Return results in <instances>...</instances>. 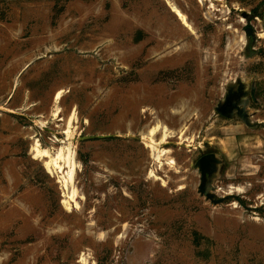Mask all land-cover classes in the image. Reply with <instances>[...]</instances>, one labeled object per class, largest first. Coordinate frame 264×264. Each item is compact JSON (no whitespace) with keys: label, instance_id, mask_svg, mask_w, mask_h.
Masks as SVG:
<instances>
[{"label":"rangeland","instance_id":"obj_1","mask_svg":"<svg viewBox=\"0 0 264 264\" xmlns=\"http://www.w3.org/2000/svg\"><path fill=\"white\" fill-rule=\"evenodd\" d=\"M263 35L264 0H0V264H264Z\"/></svg>","mask_w":264,"mask_h":264},{"label":"bare ground","instance_id":"obj_2","mask_svg":"<svg viewBox=\"0 0 264 264\" xmlns=\"http://www.w3.org/2000/svg\"><path fill=\"white\" fill-rule=\"evenodd\" d=\"M171 11L182 22V24L186 23L185 16L181 13V11H179L178 9H176L174 6L171 7ZM185 26H186V24H185ZM60 93L61 92L56 93L55 100H57V99L60 98ZM56 113H58V112H56ZM68 125H69L68 127L70 129V124H68ZM69 129L65 130V132H64V134H65L64 145L62 147H60L56 151V153H54V154H50L49 151H47L45 149H40L39 142L37 140L35 141L34 146H33V152L35 153L34 154V158H36L37 156H39L42 159H45L44 160V167H45V169L49 173H52L53 170L58 171V173L61 174V177H60L61 178V181L60 182L62 184V188L65 189V190H67L69 188L71 189V191H70V193L68 194V197H67L69 199V201H66L65 202V204L68 205V206H69V203L70 202H73L74 201V198H75V195H76L75 189L72 186L73 180H74V174H75V162H74V155H75V153H74V151L71 150L72 135H71V131ZM150 134H152V132ZM164 135H163V139H164ZM149 140H150L149 145H151L150 147H152V148L155 149V147H154L155 144L153 143V141L151 139H149ZM160 143H161V141H160ZM152 144H154V145H152ZM161 154L163 155V153H161ZM35 155H36V157H35ZM158 157L160 158V156H158ZM158 157H157V159H158ZM237 191H238V189H237Z\"/></svg>","mask_w":264,"mask_h":264},{"label":"water","instance_id":"obj_3","mask_svg":"<svg viewBox=\"0 0 264 264\" xmlns=\"http://www.w3.org/2000/svg\"><path fill=\"white\" fill-rule=\"evenodd\" d=\"M238 91H240V88H237L235 92L233 91V88L229 90L224 97V102L221 105L218 104L219 106H217L216 109L221 115L226 117H231L236 111L241 119H243L247 124H250L248 121V115L246 114L244 108H239L236 101H234V97L237 98L236 100L239 99ZM213 165L214 159L212 155H207L199 160V168L201 173L199 192L207 199L211 200L214 204H218L222 203L226 197H221L219 200H214V195L208 192V187L206 186V175L208 176V173L212 172Z\"/></svg>","mask_w":264,"mask_h":264}]
</instances>
